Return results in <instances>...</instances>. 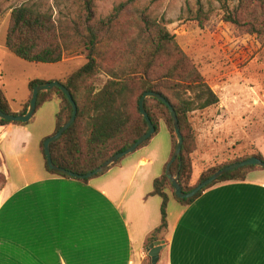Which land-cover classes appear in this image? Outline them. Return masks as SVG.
<instances>
[{"label":"crops","instance_id":"obj_1","mask_svg":"<svg viewBox=\"0 0 264 264\" xmlns=\"http://www.w3.org/2000/svg\"><path fill=\"white\" fill-rule=\"evenodd\" d=\"M3 81L0 73L19 113L29 88L9 97ZM58 110L53 100L28 125L0 126V264H145L157 240L158 264H264V169L217 184L188 207L170 197L168 229L154 235L162 200L150 194L172 150L152 139L87 183L52 175L40 145ZM252 144L264 158V136Z\"/></svg>","mask_w":264,"mask_h":264},{"label":"trees","instance_id":"obj_2","mask_svg":"<svg viewBox=\"0 0 264 264\" xmlns=\"http://www.w3.org/2000/svg\"><path fill=\"white\" fill-rule=\"evenodd\" d=\"M79 1L80 7L82 6L80 13L64 21H57L51 13L40 10L36 5L22 4L12 10L6 32L5 47L11 54L25 62L58 64L69 52L78 50L83 52L87 60L84 66L66 79L58 80L71 93L77 105V116L71 127L51 144V155L55 165L85 175L133 145L148 131V125L139 111V101L146 92L163 96L176 111L183 146L181 157L172 164L171 172L173 176H179L183 192L189 193L199 183L226 166L251 157L264 161L262 155L255 152L210 167L193 183L195 171L193 154L197 145L195 130L188 115L193 110H203L217 105L219 98L181 49L166 24L150 15L145 8L137 7L134 0L119 3L104 18L97 17L95 0ZM220 2L224 21L232 24L241 34L256 36L264 45V0H238L234 5L230 0ZM195 7L194 20L199 21L202 26L209 12L206 11L202 0H196ZM101 76L105 77V81L99 85ZM45 82L41 79L29 82V97L19 113L12 111L0 87V109L12 115L26 114L33 89ZM53 100L59 102V110L55 117L56 133L71 118L73 107L62 91L54 88L38 95L36 112L45 103ZM145 109L155 126V134L162 122L172 140L170 159L164 167L163 174L155 179L150 194L162 200L161 224L155 230V235L168 229L170 197L183 207H188L203 192L217 184L245 181L249 172L256 167L247 166L229 172L193 198H178L166 174L167 165L175 153L178 140L170 112L164 103L155 98L146 99ZM28 124L29 122H7L0 119V126ZM155 134L139 148L149 144ZM45 140L41 142L40 149L46 170L52 175L70 179L48 168L44 155ZM121 160L111 167L119 164ZM76 180L87 183L90 179Z\"/></svg>","mask_w":264,"mask_h":264},{"label":"rangeland","instance_id":"obj_3","mask_svg":"<svg viewBox=\"0 0 264 264\" xmlns=\"http://www.w3.org/2000/svg\"><path fill=\"white\" fill-rule=\"evenodd\" d=\"M125 1L95 0L97 17L108 16ZM237 1L230 3L234 5ZM202 2L209 13L201 26L194 20L196 0H134L137 7L145 8L166 24L219 98L217 105L193 110L188 115L196 134L194 176L252 154V142L264 136V45L256 36L241 34L223 20L220 0ZM25 3L51 13L57 21L76 17L82 7L79 0H0V73L9 97L15 93L23 95L30 79L64 80L87 62L81 50L69 52L58 64L29 63L11 54L5 48L10 15L14 8ZM104 81L101 76L98 84ZM152 139L166 151L172 150L171 136L164 123H160ZM198 176L193 177V183Z\"/></svg>","mask_w":264,"mask_h":264},{"label":"water","instance_id":"obj_4","mask_svg":"<svg viewBox=\"0 0 264 264\" xmlns=\"http://www.w3.org/2000/svg\"><path fill=\"white\" fill-rule=\"evenodd\" d=\"M54 88H59L62 91V93L67 97V99L69 100V102L71 103V105L73 107L72 116L67 121V123L65 125H63L58 132L54 133L53 135H51L50 137H48L44 141V155H45V158L47 161V166L51 171H54L57 174L67 176V177H70L73 179H79V180L91 179L92 177H95L96 175L102 174L105 171H107L112 165L117 163L119 160L127 157L128 155H130L132 153H134L142 144H144L147 140H149L156 132L155 126L151 122L150 117L148 116L146 109H145V101L148 98H155V99L161 101L162 103H164L168 107V110L170 112V115H171V118L173 121L174 131L176 133L178 142H177L175 153H174L171 161L167 165L166 174H167V176L171 182V185L174 189V193L178 198H180V199L193 198L199 192H201L203 189H205L207 186L211 185L213 182L217 181L222 176H224L227 173L232 172L234 170L241 169V168H244L247 166H254V167L264 169V161L263 160H260L257 157H251L249 159L234 163L232 165L226 166V167L216 171L209 178H207L203 182L199 183L189 193L183 192L182 186H181L180 181H179V176L178 175L173 176L172 172H171L172 164L178 158L181 157L182 146H183V136L181 134V128H180V124H179V120H178L176 111L163 96H161L157 93H154V92H146L143 94V96L141 97V99L139 101V111H140V114L143 116V118L145 119V121L148 125V131L144 135H142L128 149H126L125 151H123L121 153H118V154L112 156L103 165L98 167L93 172L87 173L85 175H79V174L73 173L69 170H66L65 168H62V167L55 165L53 163L52 155H51V144L53 142L57 141L64 134V132L71 127V125L74 123L76 116H77V105H76L75 101L73 100L71 93L59 81H50V82H45V83L37 85L33 89L32 99L30 101L29 108H28V111L26 114H24V115H20V114L12 115V114H7V113L3 112L0 109V119L7 121V122L28 123L29 121H31V119L33 118V116L36 112L38 95L41 92L50 91ZM163 246H164V241H160V240L154 241L149 245L148 257L150 258L151 264H157L159 262V254H160Z\"/></svg>","mask_w":264,"mask_h":264}]
</instances>
